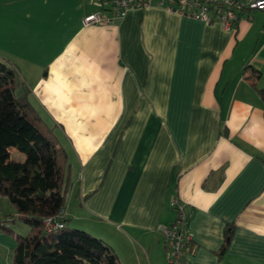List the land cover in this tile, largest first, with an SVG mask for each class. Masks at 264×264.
<instances>
[{"label": "crops", "instance_id": "1", "mask_svg": "<svg viewBox=\"0 0 264 264\" xmlns=\"http://www.w3.org/2000/svg\"><path fill=\"white\" fill-rule=\"evenodd\" d=\"M96 10L0 0V58L67 156L61 219L119 264H166L157 228L176 199L187 264H264V12L231 30L159 8L82 27ZM4 216L15 211L0 197ZM14 246L0 232V264Z\"/></svg>", "mask_w": 264, "mask_h": 264}, {"label": "trees", "instance_id": "2", "mask_svg": "<svg viewBox=\"0 0 264 264\" xmlns=\"http://www.w3.org/2000/svg\"><path fill=\"white\" fill-rule=\"evenodd\" d=\"M19 86L13 66L0 58V197L15 211L11 221L27 228L21 236L0 225V232L15 243L8 264H119L109 245L65 225L63 219L61 229L44 231L43 221L64 208L69 187L67 156L54 127L38 115L27 95H17ZM255 93L264 105V89ZM10 149L22 160L13 158ZM230 237L231 227L224 233L218 256Z\"/></svg>", "mask_w": 264, "mask_h": 264}, {"label": "built area", "instance_id": "3", "mask_svg": "<svg viewBox=\"0 0 264 264\" xmlns=\"http://www.w3.org/2000/svg\"><path fill=\"white\" fill-rule=\"evenodd\" d=\"M81 6L90 5L97 10L85 13L81 26H106L122 20L130 11L150 8L163 9L180 17L190 18L204 24L217 23L226 30H231L241 14L246 12H264V0H77ZM176 217L169 226H159L157 232L161 237L166 264H187L186 253L190 242L184 229L189 218L183 205L176 199L171 201ZM62 210L52 218L43 221L44 231L61 229L59 221ZM4 223V224H2ZM6 227L0 219V225Z\"/></svg>", "mask_w": 264, "mask_h": 264}, {"label": "rangeland", "instance_id": "4", "mask_svg": "<svg viewBox=\"0 0 264 264\" xmlns=\"http://www.w3.org/2000/svg\"><path fill=\"white\" fill-rule=\"evenodd\" d=\"M17 154L16 152L13 154V158H16L18 160H22V156ZM8 203V202H7ZM9 204V203H8ZM10 205V204H9ZM1 219V218H0ZM5 219V220H4ZM3 220L5 221V225H7L8 227L10 226L12 231L18 235L24 236L27 233V228L24 225H21L18 222H9V218L7 216L3 217ZM67 223V220H65V224ZM87 233V232H86ZM89 234V233H88ZM94 237V236H93ZM10 262V260H8L7 264Z\"/></svg>", "mask_w": 264, "mask_h": 264}]
</instances>
